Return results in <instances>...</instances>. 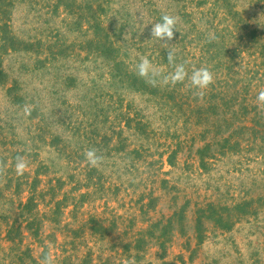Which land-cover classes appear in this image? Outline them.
Returning <instances> with one entry per match:
<instances>
[{
	"label": "rangeland",
	"instance_id": "374dc122",
	"mask_svg": "<svg viewBox=\"0 0 264 264\" xmlns=\"http://www.w3.org/2000/svg\"><path fill=\"white\" fill-rule=\"evenodd\" d=\"M261 89L264 0H0V264H264Z\"/></svg>",
	"mask_w": 264,
	"mask_h": 264
},
{
	"label": "clouds",
	"instance_id": "9594fccd",
	"mask_svg": "<svg viewBox=\"0 0 264 264\" xmlns=\"http://www.w3.org/2000/svg\"><path fill=\"white\" fill-rule=\"evenodd\" d=\"M178 18L164 14L158 22L150 23V35L157 42L167 50V61L172 66V71L164 74L161 70L155 68L152 62L147 57H141L139 63L136 65V75L145 79L146 83L156 86L158 83H163L169 86H175L178 83L188 81V86L194 90L193 95H199L204 89H207L214 83V74L208 67H200L189 70L186 68L185 63L176 62V49L174 44L171 43L175 38L177 30ZM146 24L144 27L148 26ZM214 39V37H211ZM256 103L261 111H264V89H261L256 96ZM33 106L24 105L23 112L25 116H30ZM85 160L91 167H98L104 157L97 153L95 148L89 149L84 153ZM28 167L27 160L22 155H17L15 158V174L17 177L23 176ZM5 166L0 163V176L3 175ZM40 264H51V259L46 254L42 256ZM126 264H135L134 260H129Z\"/></svg>",
	"mask_w": 264,
	"mask_h": 264
},
{
	"label": "trees",
	"instance_id": "16d2710c",
	"mask_svg": "<svg viewBox=\"0 0 264 264\" xmlns=\"http://www.w3.org/2000/svg\"><path fill=\"white\" fill-rule=\"evenodd\" d=\"M200 222H198V225H199Z\"/></svg>",
	"mask_w": 264,
	"mask_h": 264
}]
</instances>
